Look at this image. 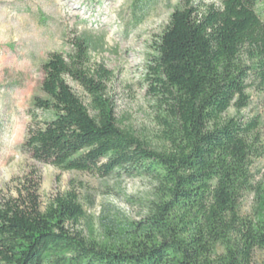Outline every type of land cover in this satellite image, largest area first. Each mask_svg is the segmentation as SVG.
I'll return each instance as SVG.
<instances>
[{
	"label": "trees",
	"instance_id": "trees-1",
	"mask_svg": "<svg viewBox=\"0 0 264 264\" xmlns=\"http://www.w3.org/2000/svg\"><path fill=\"white\" fill-rule=\"evenodd\" d=\"M261 1L174 8L146 74L159 148L120 125L113 72L91 63V38L49 56L24 143L31 157L65 172L148 178L154 190L142 218L97 237L77 228L86 209L74 186L42 206L25 177L16 196L0 197V264H264V178L255 173L264 133L258 116L242 115L252 83L264 91Z\"/></svg>",
	"mask_w": 264,
	"mask_h": 264
},
{
	"label": "rangeland",
	"instance_id": "rangeland-1",
	"mask_svg": "<svg viewBox=\"0 0 264 264\" xmlns=\"http://www.w3.org/2000/svg\"><path fill=\"white\" fill-rule=\"evenodd\" d=\"M220 5V0H202ZM182 0H0V197L16 196L25 177L38 183L42 206L75 187L86 209L78 229L100 236L116 220H139L146 214L154 183L140 177H100L65 172L35 161L24 148L34 98L43 95V64L54 52L68 53L73 40L92 39L91 63L113 72L109 95L123 128L152 147L162 145L155 99L146 80L154 44ZM264 20V1L257 5ZM88 104L83 90L69 80ZM244 116H258L264 133V91L252 83ZM41 116V112H37ZM228 115H235L230 110ZM264 178V156L255 167ZM252 196L246 199L250 210ZM264 259V258H263Z\"/></svg>",
	"mask_w": 264,
	"mask_h": 264
}]
</instances>
